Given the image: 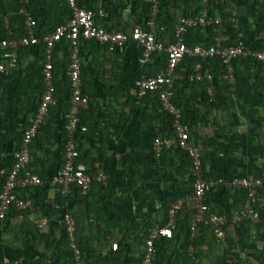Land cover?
I'll return each instance as SVG.
<instances>
[{
  "label": "crops",
  "instance_id": "0c3cea01",
  "mask_svg": "<svg viewBox=\"0 0 264 264\" xmlns=\"http://www.w3.org/2000/svg\"><path fill=\"white\" fill-rule=\"evenodd\" d=\"M80 5L94 10L98 14L96 23L110 32H129L142 22L145 15V4L140 0H80ZM164 6L175 22L183 16H197L196 13L203 8L201 0H171ZM214 6L212 15L224 21L223 27H217L219 37L226 33L224 39L228 38L227 24L234 27L233 17L239 23L238 28L234 27L236 31L243 32L252 47L259 46L257 42L264 33V0H222ZM30 13H34L36 25L33 33L36 35L51 33L56 29V23L62 25L70 19V13L56 0L48 3L32 0ZM68 44L62 41L53 52L57 79L61 83L65 79L62 72L64 63H67ZM22 51L20 67L4 74L13 77L0 100V119L6 122L4 127L9 128L5 130L6 139L0 143V191L12 168L13 152L28 127L27 118L36 113L45 92L43 71L39 82L36 73L29 79L34 68L43 70L45 50L44 57L37 48ZM79 54L84 70L81 72L82 83L90 91L93 104L85 114L88 133L80 138L78 146L85 155L83 164L88 172L107 177V184L93 183L91 201L76 203L69 208L77 221L78 244L80 246L82 241L90 255L87 263L143 264L148 235L153 229L167 226L170 206L185 198L176 218L174 235L165 239L162 247H166L165 264H226L227 250L212 229L204 224H199L195 231L191 229L196 208L191 198L193 183L188 158L177 153L176 148L165 151L160 157L154 152V139L165 137L159 136L164 121L151 99H139L134 85L144 70L139 64L140 46L130 41L120 51L108 45L91 43L88 47L80 45ZM155 60L152 65L156 66L158 61ZM145 70L156 72L155 68ZM65 71L67 75L68 68ZM258 73L253 60H237L236 90L231 92L228 89L227 103L221 110L213 109L209 113L214 133L211 135L213 140L203 149V156L205 174L211 177H222L226 181L244 177L264 180V85L258 79ZM261 76L262 73L260 78L264 82ZM64 94H68L66 89ZM178 94L189 97L195 92L180 89ZM25 105H28L27 111L22 112ZM55 107L46 119L54 135V146L46 144L47 151L40 147L30 149L34 154L32 157L42 162L40 172L46 173L49 180L60 164L50 152L56 150L62 154L63 149L58 148V143L66 125L61 110L57 105ZM197 107L207 111L200 105ZM194 139L196 143L200 142ZM43 186L51 188L46 202L49 205L56 193L52 183L44 182ZM26 195L38 201L41 199L36 195V188L26 191ZM75 198L83 200L80 196ZM242 200V193L237 189L216 187L206 203L214 213L231 216L233 221L226 227V234L237 264H264V221L262 229L251 225L253 239L249 242L241 241L232 226L235 223L232 215L241 209ZM260 207L264 218V193ZM36 214L48 216L51 234H43L25 218V214L8 220L0 228V264H30L33 260H40L41 264L64 263L61 254L69 252V241L61 213L56 209L39 208Z\"/></svg>",
  "mask_w": 264,
  "mask_h": 264
},
{
  "label": "built area",
  "instance_id": "2783aa9c",
  "mask_svg": "<svg viewBox=\"0 0 264 264\" xmlns=\"http://www.w3.org/2000/svg\"><path fill=\"white\" fill-rule=\"evenodd\" d=\"M64 1L72 12V18L68 22L57 26L51 33L36 35L33 33L36 22L28 9L29 0H20L18 14L25 19L27 33L0 42V74H9L17 68L19 48L42 46L46 56L42 73L45 92L36 113L28 118V127L23 135L20 147L13 152V165L6 175L3 191L0 195V221L6 217L10 206L14 205L43 234H51L49 218L44 214H36L37 205L33 197H17L16 191L17 189L29 191L44 185L41 177L28 169L32 160L30 146L39 134L40 129L46 124L51 109L58 103L55 96L53 52L58 43L67 41L71 46L70 64L67 71V77L72 86L71 108L66 116L67 141L62 150L63 166L54 173L51 183L56 195L60 196V199L66 205V208H64L61 203H56L54 207L61 213L72 253V264H83V254L76 234L77 221L69 209L70 198L74 194H78L82 198L88 196L93 183L107 184V177L104 174H98L97 176L90 174L86 165L78 162L81 152L75 136L88 133V127L81 125L80 115L82 110H87L89 107V97L84 95L82 91L80 41L82 39L94 40L101 45H108L112 49H119L120 51H123L130 41H134L142 49L139 64L144 68L151 64L155 55L161 53L167 55V65L163 71L150 75L149 71L145 70L134 83L139 99L145 97L149 92H158L163 108L173 118L174 136L156 137L153 142L154 152L160 157L165 151L176 148L188 154L191 169L195 176L191 198L195 203L196 211L191 229L195 231L199 224L210 227L216 239L223 243L227 252H229L226 255L225 263L237 264L226 234L229 215L211 212V208L206 201L209 193L216 187L241 189L245 192L242 207L232 217L237 223L252 222L258 224L261 222L258 198L263 181L261 178L244 177L226 181L222 177L208 179L205 177L203 169L204 146L201 142L195 143L192 140V133L200 132L205 136H209L214 129V125L212 122H196L190 125L184 121V110L175 102V85L178 80L182 79L178 68L186 56L202 60L214 57L220 58L224 67L222 80L231 92L235 91L237 86L236 70L233 65L235 60L254 59L261 63L264 78V33L261 39V49L249 46L245 34L239 31L234 44L227 47L223 46L220 38H217L215 43L210 46L197 45L189 47L181 40L164 44L158 42L155 36L161 0H140L143 4L149 6L150 17L134 26L129 32H110L96 23L98 14L94 10L81 7L80 0ZM211 1L201 0L203 8L199 15L183 16L178 19L175 25L177 38L181 39L190 28H200L206 31L211 27H221L223 25L221 19L210 13ZM214 1L217 5L222 2V0ZM231 20L234 27L238 28L239 23L236 18L232 17ZM190 79L210 81L212 75L208 70L203 69L201 62H197ZM2 92L3 88L0 87V94ZM208 93L214 99L212 88L208 90ZM185 202V198L176 200L170 206L167 226L153 229L150 232L146 240V253L143 264H152L156 256L157 241L162 238L171 239L173 237L177 215Z\"/></svg>",
  "mask_w": 264,
  "mask_h": 264
},
{
  "label": "trees",
  "instance_id": "16d2710c",
  "mask_svg": "<svg viewBox=\"0 0 264 264\" xmlns=\"http://www.w3.org/2000/svg\"><path fill=\"white\" fill-rule=\"evenodd\" d=\"M44 1L48 3V2H51L53 0H44ZM170 1L171 0H161L160 13H159V16L157 19V29L155 30V36H156V39L158 42H162L164 44H169V43H173V42H177V41L181 40L189 47H194L197 45L210 46V45L215 43L217 38H220L223 46L227 47V46H231L234 44V41L236 39L238 31H236V29L231 24H227V26H228L227 29L229 32L227 34L228 38H226V39H224V36H226V33H224V36H222V37L218 36V34H217L218 28L217 27H211L206 31H203L200 28H190L188 30V32L181 39L177 38L175 35V25L177 22H175L173 17L169 16V13L166 11V7L164 6V3H167ZM56 2H60L62 4V6L64 7V10L66 12L70 13V19H71L72 18V12L69 11L70 9H69V7H67L66 2L64 0H56ZM211 5L212 6H210V13L212 14L214 9L216 8L214 6L215 5L214 0L211 1ZM81 7H83V6L81 5ZM28 9L30 12H32V0H29ZM143 9L145 11V15H144L143 19L141 20L142 22H144L145 20H147L150 17L149 6L145 5V7ZM19 10H20V0H0V42L5 40V39H8V38L20 37V36H23L25 34V23H24L23 17L18 14ZM201 11H202V9H201ZM199 13H200V11L197 12L196 14H199ZM32 14L34 15V13H32ZM222 22H224V21H222ZM60 24L61 23H59V24L56 23L54 25L55 28L57 26H59ZM223 25H224V23H223ZM223 25L221 27H223ZM55 28H53V30ZM164 39H167V41H165ZM91 43L99 45V43L94 41V40L82 39L80 41V45L82 47H85V46L88 47L91 45ZM257 43L259 46L253 47V48L261 49L262 48L261 47V40H259ZM68 45L69 46L66 45V55H65V57H66L65 59H66L67 63H64L63 72H62V74H64L65 79L63 78L62 83L59 82L57 79L56 74L58 73L57 72L58 70L56 68V62L54 63L55 96L58 100L57 109L61 110V112L65 118V121H66L65 126H67L66 116H67V114L71 108V93H72L71 82H70L69 78L67 77V75H65V72H66L65 70H67L68 65L70 64L69 57H70L71 46H70V44H68ZM248 45L251 46L250 44H248ZM35 48H37L38 51H40L44 57V48L42 46H38ZM23 49L28 50V49H32V47L21 48L19 50V64L17 67H20V62H21L20 57L22 56L21 54L23 52L22 51ZM141 54H142V49H141ZM155 58L158 61V63H156V66L152 65L156 62ZM253 61L256 62V65H257L258 70H259L257 77H259L258 79L264 85V82L260 78V75L262 73V64L257 62L254 59H253ZM197 62H201L203 69L208 70L210 72V74L212 75V79L210 81L209 80L197 81V80H191L190 79V75L193 73L194 66ZM236 63H237V60H235L233 62L235 70H236ZM166 65H167V55L165 53H161V54L155 55L151 64L148 67H146V69L155 68L156 72H153V71L150 72L151 70L149 71L150 75H155L158 72L164 70L166 68ZM38 68L39 67H36L33 69V72H32L33 74H29V79H31L34 76V73H36L35 77H37L36 78L37 82H39L40 77H41V72L43 70L40 71ZM82 71H84L83 68H82ZM143 71H145V68ZM223 71H224V67H223L222 61L218 57L202 60V59H198V58H189L186 56L182 60L180 66L178 68V72L180 73L182 79L178 80L176 82L175 94L177 96L176 102H177L178 106L181 108L183 107V110H184L183 119L186 123H188L190 125L193 123H196V122L208 123L210 111L213 109L221 110V108L227 103V101H228V96H227L228 87L222 80ZM12 77L13 76L11 74L10 75L0 74V87L3 88V92L0 94V100H2L1 98L3 96H5L6 90H7V85L11 81ZM236 79H237V83H238V76H236ZM211 88L213 89V92H214V99L211 98L209 96V93H208V90ZM65 89L68 91L67 95L64 94ZM180 89L182 91L189 89L191 91H194L195 94H194V96L182 97V95L178 94V91ZM82 91H83L84 95H87L89 97V107L87 110H82L81 115H80L81 125H86L85 114L87 113L88 110L91 109V106L93 104L92 103L93 99L91 98L90 91L86 87H84V84H83ZM144 98L151 99L153 101L154 106L157 109L158 113H160L163 116L162 118L164 121V126L159 129V131H161L160 134H162V135L159 134V136H165V137L174 136L173 118L163 108L159 93L158 92H149L146 94V96ZM198 105L204 107L205 109H207V111L205 112V111L200 110L197 107ZM24 107L25 108L22 112L27 111L26 107H28V105L27 106L25 105ZM54 109H56V107L52 108L51 110H54ZM47 119H48V117H47ZM5 123L6 122H4L3 120L0 119V143L6 139L5 138L6 137L5 136V130L8 131L7 129H9V128L4 127ZM27 125H28V123H27ZM46 125H47V123H46ZM46 125L40 129L39 134L33 140V143L31 144L30 149H32L33 147H38V148L40 147V148H44L45 151H47L48 147L46 144L49 143L50 145L54 146V143H53L54 135L52 133V130L49 128V126L48 125L46 126ZM65 126H64V131L62 132V135L60 137V141L58 143V148H61V149L64 148L66 141H67V131H66ZM212 133H214L213 130H212ZM212 133L209 136H205L204 134H202V136H201L200 132L192 133V140L196 143L194 138H197L200 140V142L203 144L204 147H207L208 143H210V141L213 140V137L211 136ZM23 135H24V133L22 134V137H20V139L18 141L17 149L20 147V144H21L22 139H23ZM86 135H87V133L86 134H77L75 136L77 144L79 143L80 138L85 137ZM44 149H42V150L44 151ZM79 150H80V148H79ZM177 153H179L182 157L186 156L188 158V161L190 162V158H189L187 153H185L179 149H177ZM50 154L52 157L56 156V158L59 159L60 164H59L58 168L61 169V167L63 166V161H62L63 154H60V153L58 154V152L56 150L52 151V153L50 152ZM32 155H34V154H32V152H31V156ZM0 156H1V150H0ZM47 156H49V154H47ZM84 159H85V155L82 154V152H81V156L78 159V162L84 163ZM41 164H42V162L33 158L28 169H30L35 174L39 175L44 182H48L49 184H51V178L53 176L49 180V177L46 175V173L40 172V168L41 169L43 168V166L41 167ZM190 167H191V162H190ZM203 169H204V173H206L205 172L206 169H205L204 156H203ZM205 177L208 179L211 177V175L205 174ZM194 178H195V176H194V173L192 171L191 172V179H190L192 183L195 180ZM4 181H5V179H4ZM4 184H5V182H4ZM3 187H4V185L2 186V190L0 191V195L3 191ZM235 189H237V188H235ZM50 190H51L50 186L45 187V188H44V186L36 188V195H37V197L41 198L38 201V199L36 200L33 197V199L37 205V209L40 208L41 210L50 211V210L55 209L54 206L56 203H61V204H63V207L66 208V205L64 204V202L60 199V196H58V195H56L54 200L49 202V205L46 204V202L48 200L47 194L49 193ZM237 190L242 193V196L244 198L245 192L241 189H237ZM213 191L214 190H212L210 193H212ZM41 193H42V195H41ZM263 193H264V180H263V186L259 190V198H258V201H259L258 206L260 208V213H261V222L258 224H254L252 222L237 223L234 221L235 223L232 225L236 228V230L239 234V239L243 242H249L253 239L251 225L257 226L258 229L263 228L264 218H263L261 207H260L262 197H263ZM16 195H17V197H23V198L29 197L26 195V191L22 190V189H17ZM76 196H79V195L74 194V196H72L70 198L71 207L74 206L76 203L78 205H80V203H88V201H91V190H90V193L88 196L83 197V198L81 197L83 199L81 201H78V199L75 198ZM211 212H213V211H211ZM21 214L22 213L19 212L14 205H11L8 212H7L6 217L0 221V228L3 226V223H6L8 220H11L15 217H19V216H21ZM230 217L231 216H229L228 225L230 224V221H233ZM37 232H38V234L40 233L38 230H37ZM78 237L80 239V233H78ZM33 238H36V236L34 235ZM188 244H189V242H188ZM163 246H165V239H161L158 242H156V256H155V259L153 260L152 264H165L166 263V259H167L166 258V249H165L166 247L162 248ZM80 247L83 251L84 264H88L87 262H88L90 255L88 256V251L86 250V245L84 243H82V241H80ZM68 248H69V245H68ZM68 250H69V252L67 251L66 255L65 254H61L62 256L60 255L61 257H63L62 258L64 260L63 264H72V253L70 251V248ZM227 253H229V252H226V254ZM142 263H143V260H142ZM30 264H41V262H40V260H33L30 262Z\"/></svg>",
  "mask_w": 264,
  "mask_h": 264
},
{
  "label": "clouds",
  "instance_id": "9594fccd",
  "mask_svg": "<svg viewBox=\"0 0 264 264\" xmlns=\"http://www.w3.org/2000/svg\"><path fill=\"white\" fill-rule=\"evenodd\" d=\"M25 133V132H24ZM63 154V153H62ZM32 157V156H31ZM33 159V158H32ZM62 161H63V158H62ZM31 162H32V160H31ZM79 163H81V162H79ZM88 169V168H87ZM148 238V237H147ZM162 239H165V238H162ZM147 240V239H146ZM158 242V241H157Z\"/></svg>",
  "mask_w": 264,
  "mask_h": 264
}]
</instances>
